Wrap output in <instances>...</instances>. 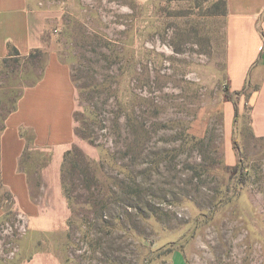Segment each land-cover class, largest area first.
I'll return each mask as SVG.
<instances>
[{
    "label": "rangeland",
    "instance_id": "rangeland-1",
    "mask_svg": "<svg viewBox=\"0 0 264 264\" xmlns=\"http://www.w3.org/2000/svg\"><path fill=\"white\" fill-rule=\"evenodd\" d=\"M27 2L69 68L74 141L57 169L24 153L35 219L0 185V264H264V141L247 106L225 122L224 0ZM47 49L1 64L0 129Z\"/></svg>",
    "mask_w": 264,
    "mask_h": 264
},
{
    "label": "crops",
    "instance_id": "crops-1",
    "mask_svg": "<svg viewBox=\"0 0 264 264\" xmlns=\"http://www.w3.org/2000/svg\"><path fill=\"white\" fill-rule=\"evenodd\" d=\"M224 2L228 89L231 93L246 90L247 97L237 101L238 112L248 107L252 137L264 141V0ZM45 27V18L29 8L27 0H0V66L8 57V46L22 58L48 48L40 80L24 90L0 129V185L13 196L20 211L33 218L39 210L30 198L27 176L19 168L24 153L29 149L49 153V167L57 169L74 141V86L68 66L49 50ZM224 110L230 127L232 103L226 102Z\"/></svg>",
    "mask_w": 264,
    "mask_h": 264
},
{
    "label": "trees",
    "instance_id": "trees-1",
    "mask_svg": "<svg viewBox=\"0 0 264 264\" xmlns=\"http://www.w3.org/2000/svg\"><path fill=\"white\" fill-rule=\"evenodd\" d=\"M224 6H225V2H224ZM225 14H226V9H225ZM39 53H41V50H33L31 53H30V55L28 56V58H31L33 55H39ZM18 57V58H22V57H20V54L18 53V51L14 48V47H12V46H8V57L7 58H10V57ZM6 60L7 59H4L3 61H2V63H5L6 62ZM41 78V77H40ZM40 78H39V80H40ZM38 80V81H39ZM37 81V82H38ZM36 82V83H37ZM35 85V84H34ZM244 95L245 96V94H246V90H243V91H241V92H234V93H231V92H229V89L227 88V90H226V94H225V99H226V102H231L232 103V105H233V110H234V121H236L237 120V117H238V108H237V103H235V101H233V95H235V96H240V95ZM15 109H16V107H14V110L13 111H15ZM12 111V112H13ZM11 112V113H12ZM132 119H131V117H130V119H129V125L131 126L132 125ZM234 148L235 149H237V147H236V142L234 141ZM67 198H69V196L67 195Z\"/></svg>",
    "mask_w": 264,
    "mask_h": 264
}]
</instances>
